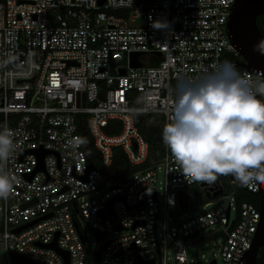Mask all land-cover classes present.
<instances>
[{
	"label": "built area",
	"instance_id": "1",
	"mask_svg": "<svg viewBox=\"0 0 264 264\" xmlns=\"http://www.w3.org/2000/svg\"><path fill=\"white\" fill-rule=\"evenodd\" d=\"M234 1L0 0V131L13 133L9 159L0 162L12 181L11 194L0 198V249L8 264L11 252L34 264H86L81 221L99 234V264H243L259 207L238 205L217 178L185 177L166 146L160 164L126 180H106L89 153L92 145L103 169L115 147L130 166L145 164L148 142L134 115H160L164 127L177 85L183 91L202 82L225 62L264 83L261 71L237 65L243 58L227 29ZM134 52L142 53L139 67L130 66ZM144 55L155 63L146 66ZM39 148L48 152L37 169ZM226 177L247 192L260 190ZM195 185L208 200L203 212L185 217L193 205L187 190ZM54 239L67 257L46 247ZM198 239L218 252L189 259L186 244Z\"/></svg>",
	"mask_w": 264,
	"mask_h": 264
},
{
	"label": "clouds",
	"instance_id": "2",
	"mask_svg": "<svg viewBox=\"0 0 264 264\" xmlns=\"http://www.w3.org/2000/svg\"><path fill=\"white\" fill-rule=\"evenodd\" d=\"M255 48L264 54V40ZM176 91L162 140L183 175L194 181L232 175L241 185L264 184V101L257 99L264 96V83L225 62L202 82H189L183 91L178 84ZM12 137L11 130L0 131V162L9 159ZM11 192L12 181L0 166V198Z\"/></svg>",
	"mask_w": 264,
	"mask_h": 264
},
{
	"label": "water",
	"instance_id": "3",
	"mask_svg": "<svg viewBox=\"0 0 264 264\" xmlns=\"http://www.w3.org/2000/svg\"><path fill=\"white\" fill-rule=\"evenodd\" d=\"M102 1L103 0H99V4H101ZM263 13L264 0H235L227 23V29L232 44L243 58V61H238L237 65L251 72L261 71L264 74V54H261V52L255 48V46L264 40V36L257 25V16ZM141 55L142 53L140 52L131 53V67L141 66L138 59ZM158 55L160 54L158 53ZM124 72V69L120 71L121 74H124ZM47 152L48 151L41 148L35 150V154L40 160L37 169L43 168L42 158ZM217 193H220V191ZM217 193L213 195L215 196ZM185 205L186 203L181 204V206ZM259 211L260 221L252 241V246L242 258L243 264H257V254L260 249L264 254V194L259 200ZM32 223H34V221L30 224ZM30 224L24 225L23 227ZM23 227H19L14 231L17 232ZM95 237L98 239L99 234L96 233ZM46 247L54 248L60 254L67 257V252L57 247L55 239L52 243L46 245ZM10 257L13 264H34L21 257L16 252H11ZM96 257L98 258V253H96Z\"/></svg>",
	"mask_w": 264,
	"mask_h": 264
},
{
	"label": "trees",
	"instance_id": "4",
	"mask_svg": "<svg viewBox=\"0 0 264 264\" xmlns=\"http://www.w3.org/2000/svg\"><path fill=\"white\" fill-rule=\"evenodd\" d=\"M264 36V35H263ZM241 70V68H238ZM134 121L140 132L143 134L144 138L148 142L149 156L145 164L141 166L132 167L129 165L128 161L125 159L123 152L120 148L115 147L113 149V163L109 169H103L99 164L96 156L91 155L90 164L91 167H97L102 170L105 175V179L111 181L116 171L125 170L126 174H130L140 170V168L146 167L151 162L159 161L164 155L165 144L162 140V130H163V119L160 115H134ZM114 171H112V170ZM107 170L112 171V175L107 176ZM262 185V184H261ZM264 185V184H263ZM236 202L241 204L248 202L256 207H259V198L256 194L250 193L242 189L240 186L236 189ZM86 264H99V260L94 252H88ZM257 264H264V254L259 250L257 254Z\"/></svg>",
	"mask_w": 264,
	"mask_h": 264
},
{
	"label": "rangeland",
	"instance_id": "5",
	"mask_svg": "<svg viewBox=\"0 0 264 264\" xmlns=\"http://www.w3.org/2000/svg\"><path fill=\"white\" fill-rule=\"evenodd\" d=\"M141 59L146 66H151L156 61V60L152 59L151 55H144ZM89 153L91 155H94V156L98 155V153H96V151L94 150L92 145H89ZM91 155H90V157H92ZM154 163L160 164L159 161H155ZM140 170H141V168H140ZM112 171L107 170L106 171L107 176L112 175ZM133 174H134V172L130 173V175H133ZM114 176H116L118 180H126L127 179V174H126L125 170L116 171ZM216 178L220 180V183L223 186L224 195H228L230 198L235 199L237 196L236 189L238 186L231 185L229 183V179H228V177H226V175H218ZM157 180H158L157 184L161 185L162 180H163L162 171L157 172ZM103 189H101V191ZM187 192L190 195L191 202L193 205H190V207L188 209L183 211V213L185 214V217L203 212L204 211L203 204H204V202H206L208 200L206 197V194L204 192L203 187H201L200 185H195V186H192L191 188H189L187 190ZM233 192H234V194H233ZM90 196H87V198H89ZM234 206H235V201H233V207ZM235 215H236V211H235V208H233L231 211V219H233L235 217ZM78 217H79V220L81 221L80 216H78ZM168 218H169V216H168ZM159 221H162V219ZM81 223H82L83 231L86 233V237H85L86 249L88 250V252H90V251L96 252L97 246H96L95 235L93 234L91 229L85 223H83L82 221H81ZM169 224H170V221L167 220V225H169ZM160 230H161V227H159V230H158L159 233H160ZM206 233H207V231L205 230L202 232V235H205ZM119 234H121V233H119ZM112 236H113V233L107 234L105 236V239H108ZM212 245H213V243H209L208 240H205V239H201L200 241H199V239L194 240L191 244H186V252L189 256V259H197V257L201 253H204L206 258H210V257H212V254H211V249L213 248ZM213 250H214V252H218L217 247L213 248ZM218 261L220 262V260H218ZM0 264H8L6 254H5V251L3 249H0Z\"/></svg>",
	"mask_w": 264,
	"mask_h": 264
},
{
	"label": "flooded vegetation",
	"instance_id": "6",
	"mask_svg": "<svg viewBox=\"0 0 264 264\" xmlns=\"http://www.w3.org/2000/svg\"><path fill=\"white\" fill-rule=\"evenodd\" d=\"M257 25H258L261 33L264 35V13L257 16ZM263 194H264V185L260 184V190L256 193L259 200Z\"/></svg>",
	"mask_w": 264,
	"mask_h": 264
}]
</instances>
